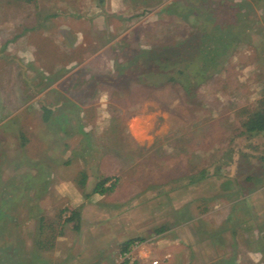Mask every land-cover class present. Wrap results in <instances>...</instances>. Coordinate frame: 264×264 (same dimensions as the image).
I'll list each match as a JSON object with an SVG mask.
<instances>
[{
	"label": "rangeland",
	"instance_id": "obj_1",
	"mask_svg": "<svg viewBox=\"0 0 264 264\" xmlns=\"http://www.w3.org/2000/svg\"><path fill=\"white\" fill-rule=\"evenodd\" d=\"M261 105L264 0H0V264H264Z\"/></svg>",
	"mask_w": 264,
	"mask_h": 264
},
{
	"label": "trees",
	"instance_id": "obj_2",
	"mask_svg": "<svg viewBox=\"0 0 264 264\" xmlns=\"http://www.w3.org/2000/svg\"><path fill=\"white\" fill-rule=\"evenodd\" d=\"M24 1H32V0H24ZM169 59V57H167ZM168 59L166 61L168 62ZM45 110V109H44ZM48 110V109H47ZM243 132L249 135L264 133V105L257 107L246 114L245 119L242 121ZM199 176H205L206 173L204 171L199 172ZM109 180L108 177L103 178L99 181L94 188L95 192L104 193L112 189V186L106 187L105 184ZM75 213L73 212V215ZM165 230L164 227H161L156 230V233L163 232ZM133 240H129L123 243L121 252L125 253L129 250L131 243Z\"/></svg>",
	"mask_w": 264,
	"mask_h": 264
}]
</instances>
